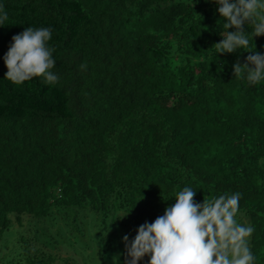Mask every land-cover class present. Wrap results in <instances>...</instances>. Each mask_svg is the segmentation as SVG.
I'll list each match as a JSON object with an SVG mask.
<instances>
[{"label":"trees","instance_id":"obj_1","mask_svg":"<svg viewBox=\"0 0 264 264\" xmlns=\"http://www.w3.org/2000/svg\"><path fill=\"white\" fill-rule=\"evenodd\" d=\"M0 8V235L16 224L34 231L20 259L53 264L47 250L63 233L126 264L123 238L130 245L191 187L198 204L240 193L237 222L254 228L249 247L264 264V81L234 75L250 52L264 55L252 24L248 48L220 54L214 45L235 29L214 0ZM27 27L51 29L54 84L6 78L4 57Z\"/></svg>","mask_w":264,"mask_h":264},{"label":"clouds","instance_id":"obj_2","mask_svg":"<svg viewBox=\"0 0 264 264\" xmlns=\"http://www.w3.org/2000/svg\"><path fill=\"white\" fill-rule=\"evenodd\" d=\"M219 15L226 21L221 42L214 45L220 54L234 53L249 47L245 25H253V38L264 36V0H214ZM8 20L0 8V25ZM52 32L49 28L27 27L12 38L4 57L6 78L22 84L34 77H43L48 84L58 81L51 70L55 61L54 49L48 47ZM249 53V52H248ZM84 67V65H82ZM246 72L247 81L255 85L264 81V55L250 52L246 63L234 65V75ZM196 191L184 187L175 204L166 208L153 223L138 229L135 239L128 244L125 236L126 264H139L146 255L149 264H254L249 240L254 232L250 225L237 222L240 193L223 194L202 204L194 201Z\"/></svg>","mask_w":264,"mask_h":264},{"label":"rangeland","instance_id":"obj_3","mask_svg":"<svg viewBox=\"0 0 264 264\" xmlns=\"http://www.w3.org/2000/svg\"><path fill=\"white\" fill-rule=\"evenodd\" d=\"M23 227H27L25 222H23ZM56 236L60 241L55 244L57 248L52 247L47 250L49 252L48 257L54 255L53 264H115L108 258L102 259V257L95 256V248H92L89 244L87 245L83 242L68 243L67 236L63 233H59ZM27 237L34 238V231H30L28 228L21 229L17 224L10 231L0 235V264H29L24 255L21 259L19 258L20 253L25 251L22 239Z\"/></svg>","mask_w":264,"mask_h":264}]
</instances>
